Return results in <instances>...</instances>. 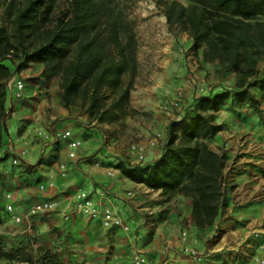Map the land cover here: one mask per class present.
<instances>
[{"label":"trees","instance_id":"1","mask_svg":"<svg viewBox=\"0 0 264 264\" xmlns=\"http://www.w3.org/2000/svg\"><path fill=\"white\" fill-rule=\"evenodd\" d=\"M162 0L170 30L188 34L204 62L234 74V100L257 107L250 87L264 61V0ZM0 148L4 144L7 81L30 63L45 81L57 77L63 107H79L90 121L111 124L130 108L137 74L138 42L128 0H0ZM7 19V24L3 22ZM264 98V82L261 84ZM228 91L201 94L179 120L170 122L159 158L115 164L134 183L190 199L194 226L214 224L225 196L223 154L207 140L222 129L217 112ZM6 215L0 208V224ZM9 256L8 254H6Z\"/></svg>","mask_w":264,"mask_h":264},{"label":"crops","instance_id":"2","mask_svg":"<svg viewBox=\"0 0 264 264\" xmlns=\"http://www.w3.org/2000/svg\"><path fill=\"white\" fill-rule=\"evenodd\" d=\"M149 2L138 10L143 18H139L136 25L139 31L138 68L130 91V107L137 113L133 119L128 117L127 124L131 132L128 140H132L131 144L136 149L125 147L123 138L114 140L104 133L105 129L114 128L113 123L90 121L79 107H63L55 95L49 101L47 94H53L51 80L45 81L40 76L41 64L30 63L15 73V77L25 84L22 98L15 99L8 94L4 144L0 148V205L4 208L8 203L13 204L14 212L21 214L24 205L51 197L64 188L84 184L91 189L92 198L99 201L101 193H105L110 201L107 199L103 204L110 203L117 214L132 222L133 230L126 234L129 240L136 243L134 251L144 252L154 264H189L181 257L184 243L179 232L173 234L170 227L190 232L191 236L186 240L189 244H192L191 240L199 242L201 236L210 230L194 226L190 213L186 214L188 225L185 227L179 220V213L171 210L174 206L162 202L164 197L160 190L130 181L113 166L119 161L135 165L159 158L168 126L174 120L161 109V104L167 98H177L182 100L186 109L195 97L190 79L194 81V76L202 80L200 74L203 71L196 68L189 55L191 40L188 34L172 32L166 22L164 6ZM200 82L198 85H201ZM184 113L185 110L175 120H179ZM73 126L76 131H73ZM66 130L71 132L72 138L82 141L76 158L71 160L67 155L68 140L57 136ZM16 156L20 158L19 165L12 164ZM62 161L68 162L70 167L65 177L60 176L57 169ZM51 182L55 186L51 187ZM42 185L44 188L41 189ZM127 191H132L133 196L127 197ZM5 192H10L12 197L6 200ZM151 214L153 216L146 219V215ZM7 216L5 223L0 225V243H10L21 234L26 237L37 235L34 230L37 216L21 223ZM73 220L70 219L66 226L75 222ZM93 223L100 225L99 220H93ZM153 226L155 232L161 235L154 233L149 246L140 245L139 235ZM259 228L247 231L244 239L257 240L253 232ZM167 230L164 237L162 233ZM61 231L67 233L63 228ZM55 247L62 249L65 246L57 244ZM67 259L66 255V262ZM202 263L203 260L199 264Z\"/></svg>","mask_w":264,"mask_h":264},{"label":"rangeland","instance_id":"3","mask_svg":"<svg viewBox=\"0 0 264 264\" xmlns=\"http://www.w3.org/2000/svg\"><path fill=\"white\" fill-rule=\"evenodd\" d=\"M1 1L7 3L13 0ZM151 1L160 5L162 0ZM180 1L185 3L184 0ZM128 4L130 16L135 21L133 32L138 42L139 31L136 25L139 18H143L138 10L149 5L150 2L149 0H128ZM0 10L3 13V9ZM3 22L8 23L7 19ZM172 32L181 33L176 27H173ZM189 47L191 61L197 69L203 71L200 74L202 80H197L198 78L192 76L194 78L192 81L189 77L195 95L192 104L195 98L201 95L198 86L205 87V94L224 91L230 93V97L224 105L214 113L215 122L221 124L222 129L207 140L212 149L225 157L224 200L214 224L206 228L210 230L209 233L201 236L199 242L191 240L192 244L190 245L205 255L202 264H253V257L257 252V240L244 239V235L251 229L264 226V98H262L261 89V84L264 82V61L258 65L259 82L250 87V91L258 102L256 108H251L247 104H238L234 100L233 96L237 88L233 72H220L217 62H202L201 50H194L192 43ZM199 81H201V85H198ZM50 85L53 88V94H47L48 100L50 101L52 95H55L60 103L58 78H52ZM170 99L167 98V100ZM176 100L180 102V109L169 111V117L173 116L174 120L183 110L188 114L191 107L190 105L185 109L182 100L177 98ZM134 115L136 113L122 115L114 121L112 125L114 128L105 129L104 133L113 137L114 140L123 138L122 140L126 141L125 147H129L132 140H128L131 135L127 125L128 117L133 119ZM72 129L73 131L77 130L75 126ZM57 136L60 137L61 133H58ZM69 152L68 149L67 155L71 160L73 158L69 156ZM69 168L68 162L65 161L59 162L57 165L58 173L62 177L66 176ZM50 186L53 187L55 184L51 182ZM80 191L85 192L87 197L95 202H101L102 206L107 200L102 195H100L99 201L92 198L91 189L84 184H79L74 188H64L52 195L51 198L56 199L62 209L50 214L35 215L37 216L34 227L37 233L35 237H26L21 234L17 239H12L10 243H0V264L23 262H27V264H133V251L136 243L134 240L128 239L125 231L118 228L113 230L114 227L105 228L101 224L93 223V220L96 219L85 216H72L71 219H74L75 222L66 226L70 220H64L61 212L63 208L71 204ZM161 200L167 202L169 206H174V209L171 210L179 213V220L186 227L188 225L186 214L190 213L191 209L190 199L176 194L170 199ZM33 204L24 205L23 213L27 214ZM0 208L3 209L1 205ZM152 216V214L146 215V219L149 220V217ZM7 218L8 216L4 215L0 225L4 224ZM60 221H62L61 225ZM128 223L130 231L133 230L132 222L128 221ZM62 228L67 230V233L62 232ZM154 228V226L150 227L149 230L139 235L140 245L149 246L154 233L161 235L160 232H155ZM173 228L170 227V231L173 234L179 232L181 239L183 230ZM168 231H163L162 235L165 237ZM187 234L191 236L190 232ZM38 243L40 245L35 247ZM57 244L65 247L57 249L55 247ZM66 255L67 262L65 261Z\"/></svg>","mask_w":264,"mask_h":264},{"label":"built area","instance_id":"4","mask_svg":"<svg viewBox=\"0 0 264 264\" xmlns=\"http://www.w3.org/2000/svg\"><path fill=\"white\" fill-rule=\"evenodd\" d=\"M7 88L9 94L15 99L22 98L24 91V81L15 77V74L8 79ZM200 94H205V87L198 86ZM181 105L179 100L170 99L163 102L161 108L164 112L169 113L172 110L180 109ZM62 138L68 140L67 147L69 149V156L73 159L76 158V151L82 145L80 139L72 138L71 132L69 130L64 131L61 134ZM131 150H135L136 146L134 144L130 145ZM24 154V153H23ZM13 165L20 164V158L18 156L12 159ZM1 188V184H0ZM41 189L44 188L42 185ZM106 199L110 201L105 193H101ZM127 197H132L133 192L127 191ZM12 194L10 192H5L4 198L6 200L10 199ZM62 209L59 206V203L56 199L51 197H46L36 203H34L30 210L25 213L17 214L14 212L13 204H6L4 207V212L9 215L10 219L16 223H21L26 220L28 222L29 218L38 214H50L55 211ZM61 216L64 220L68 221L72 216H85L88 218L99 220L100 224L105 228H120L125 232L130 230V225L127 220L122 218L115 211L112 205L102 206L100 203L95 202L94 200L87 197V194L83 191H80L76 194L74 200L71 204L67 205L66 208H63ZM253 236L257 239V252L253 257V264H264V226L253 232ZM188 238L187 231H183L181 234V240L184 243L181 248V257L187 259L189 264H199L204 258L205 255L203 252L198 251L192 245L186 242ZM133 264H154L150 258L142 251L135 250L133 253Z\"/></svg>","mask_w":264,"mask_h":264}]
</instances>
